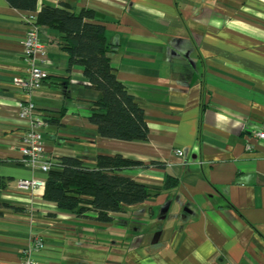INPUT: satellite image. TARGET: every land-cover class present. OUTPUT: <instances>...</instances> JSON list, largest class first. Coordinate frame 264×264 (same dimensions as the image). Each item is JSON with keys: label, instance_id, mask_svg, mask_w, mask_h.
<instances>
[{"label": "crops", "instance_id": "crops-1", "mask_svg": "<svg viewBox=\"0 0 264 264\" xmlns=\"http://www.w3.org/2000/svg\"><path fill=\"white\" fill-rule=\"evenodd\" d=\"M61 2L97 14L148 135H98L89 113L100 92L82 66L67 70L57 31L41 26L46 77L30 98L47 117L45 153L139 161L122 173L153 194L103 222L93 210L58 209L43 187L18 186L46 173L20 162L26 96L14 80L29 68L30 12L0 0V264H19L34 238L44 243L31 248L39 264H264V139L255 135L264 123V0H39L37 8Z\"/></svg>", "mask_w": 264, "mask_h": 264}, {"label": "trees", "instance_id": "trees-1", "mask_svg": "<svg viewBox=\"0 0 264 264\" xmlns=\"http://www.w3.org/2000/svg\"><path fill=\"white\" fill-rule=\"evenodd\" d=\"M6 1L18 10L34 12L40 26L56 30L57 43L68 55L67 70L73 65L82 66L87 86L100 92V98L90 103L89 113L100 137L125 141L147 138L143 111L115 75L104 26L97 21L93 10L75 11L66 2L56 6L43 4L38 9L39 0ZM139 164L119 154H99L92 163L76 156H59L46 172L42 197L76 216L93 210L96 220L109 221L111 212L140 203L153 194L145 185L122 173L123 169ZM172 181L166 176L164 187Z\"/></svg>", "mask_w": 264, "mask_h": 264}, {"label": "built area", "instance_id": "built-area-1", "mask_svg": "<svg viewBox=\"0 0 264 264\" xmlns=\"http://www.w3.org/2000/svg\"><path fill=\"white\" fill-rule=\"evenodd\" d=\"M26 22L24 33V52L29 68L25 75L15 78L14 84L20 88L26 98L18 102V118L22 123V134L20 137L19 151L22 154L21 163L26 166L38 168L47 172L51 165V158L45 153L42 137V129L46 124L47 117L38 110L36 104L31 100L32 90L39 88L46 77L43 66L47 64L46 50L44 44L39 39L40 25L37 23L36 15L30 12L23 16ZM255 135L259 139H264V123H262ZM246 150L251 149V145H245ZM175 154L181 155L180 148L175 150ZM18 186L22 189L42 188V179H20ZM44 245L41 239L34 238L30 246L21 251V261L19 264H39L38 259L32 254L31 248L40 249Z\"/></svg>", "mask_w": 264, "mask_h": 264}]
</instances>
